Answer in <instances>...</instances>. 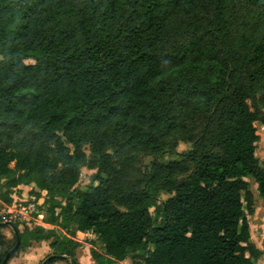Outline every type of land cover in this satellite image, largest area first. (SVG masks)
I'll return each instance as SVG.
<instances>
[{"label": "trees", "instance_id": "16d2710c", "mask_svg": "<svg viewBox=\"0 0 264 264\" xmlns=\"http://www.w3.org/2000/svg\"><path fill=\"white\" fill-rule=\"evenodd\" d=\"M258 124L264 0H0V199L34 186L53 227L13 221L10 259L92 233L96 264H256Z\"/></svg>", "mask_w": 264, "mask_h": 264}, {"label": "rangeland", "instance_id": "374dc122", "mask_svg": "<svg viewBox=\"0 0 264 264\" xmlns=\"http://www.w3.org/2000/svg\"><path fill=\"white\" fill-rule=\"evenodd\" d=\"M32 63L33 61H28ZM258 130L260 133L261 140L258 144V156L261 162H264V128L262 125L258 124ZM190 149L189 144L182 143L178 149L177 154L168 155V159H180V153ZM94 174V171L85 169L83 170V177L79 184L81 189H85L88 183L90 182L91 176ZM251 183L252 192L257 197V204L261 203V198L258 194L257 184L253 179H249ZM22 194L18 193L13 195L12 205H7L0 199V218L4 219V222L7 221H16L19 222L21 227L20 231L24 227L34 228L37 226H44L46 229H52V226L45 224L46 213L43 210L42 212H37L41 216L37 215L35 211L28 210V205L30 200L34 199L32 192L35 191L34 186H22L20 187ZM163 200L169 198L168 195L162 196ZM65 202L64 200H61ZM27 208V211H22V208ZM151 212L155 215V208H151ZM253 224H256L257 221L254 220L253 216L249 218ZM1 235L3 236L6 245L1 247L0 245V256L2 253L12 250L14 245H16L15 234L10 227H5L0 230ZM78 240L81 242V248L77 252L78 261L80 264H96L92 257V249L104 252L102 243L97 239V237L92 233L78 234ZM51 241H44L40 243H32L31 246L24 249L22 252L15 254V257L10 259L7 264H43L48 258L54 255V251L50 248ZM49 264V263H48ZM56 264H66L63 262H57ZM124 264H133L131 259H127Z\"/></svg>", "mask_w": 264, "mask_h": 264}, {"label": "crops", "instance_id": "0c3cea01", "mask_svg": "<svg viewBox=\"0 0 264 264\" xmlns=\"http://www.w3.org/2000/svg\"><path fill=\"white\" fill-rule=\"evenodd\" d=\"M257 204L253 218L256 224L251 222L252 241L263 252V257L256 264H264V199Z\"/></svg>", "mask_w": 264, "mask_h": 264}, {"label": "water", "instance_id": "95a60500", "mask_svg": "<svg viewBox=\"0 0 264 264\" xmlns=\"http://www.w3.org/2000/svg\"><path fill=\"white\" fill-rule=\"evenodd\" d=\"M0 227H2V228L10 227L13 230L14 234L16 235V237H17V243H16L15 247L6 255V257H5V259H4L3 263H2V264H7L9 259L14 255V253L18 250V248L21 245L20 231H19V229L17 228V226L15 225V223L13 221L0 222ZM55 257L56 256H51L43 264H48ZM74 264H77V263L74 262Z\"/></svg>", "mask_w": 264, "mask_h": 264}, {"label": "built area", "instance_id": "2783aa9c", "mask_svg": "<svg viewBox=\"0 0 264 264\" xmlns=\"http://www.w3.org/2000/svg\"><path fill=\"white\" fill-rule=\"evenodd\" d=\"M27 207H28V210H30V211H35V209H36L35 204L33 202H31ZM22 211H27V208L23 207ZM39 216H41V215H39Z\"/></svg>", "mask_w": 264, "mask_h": 264}]
</instances>
